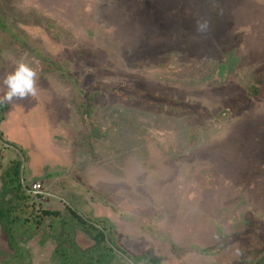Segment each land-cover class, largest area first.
<instances>
[{
	"label": "rangeland",
	"instance_id": "374dc122",
	"mask_svg": "<svg viewBox=\"0 0 264 264\" xmlns=\"http://www.w3.org/2000/svg\"><path fill=\"white\" fill-rule=\"evenodd\" d=\"M0 19V78L38 73L0 124V199L21 159L26 211L74 207L114 264H264V0H0ZM50 222L21 250L0 222V264H58Z\"/></svg>",
	"mask_w": 264,
	"mask_h": 264
},
{
	"label": "trees",
	"instance_id": "16d2710c",
	"mask_svg": "<svg viewBox=\"0 0 264 264\" xmlns=\"http://www.w3.org/2000/svg\"><path fill=\"white\" fill-rule=\"evenodd\" d=\"M1 21L0 19V25ZM4 29L10 36L17 37L5 18ZM8 109V104H0V124ZM22 163L21 159L16 160L14 165L5 172L4 193L0 199V222L14 248L21 250L18 238L29 239L49 218L51 219L49 227L56 233L57 245L53 254L58 264H114L117 256L124 259L121 254L126 252H122L116 245L109 230L105 226H99V224L86 219L70 205H67L68 212L66 213L63 210L50 209L27 212L26 207L31 194L29 188L23 184ZM68 214L70 217L67 216ZM78 224L89 231L88 233L95 241L92 246L82 248L77 243L75 229ZM18 257L19 254L12 257V260H15L17 264L21 263L19 259H16ZM154 261L156 260L152 262Z\"/></svg>",
	"mask_w": 264,
	"mask_h": 264
},
{
	"label": "clouds",
	"instance_id": "9594fccd",
	"mask_svg": "<svg viewBox=\"0 0 264 264\" xmlns=\"http://www.w3.org/2000/svg\"><path fill=\"white\" fill-rule=\"evenodd\" d=\"M204 26L198 27L202 31ZM12 70L0 78V104H12L37 95L38 73L25 58L11 60Z\"/></svg>",
	"mask_w": 264,
	"mask_h": 264
},
{
	"label": "built area",
	"instance_id": "2783aa9c",
	"mask_svg": "<svg viewBox=\"0 0 264 264\" xmlns=\"http://www.w3.org/2000/svg\"><path fill=\"white\" fill-rule=\"evenodd\" d=\"M42 184L39 181H35L31 184L29 191L33 193H38L41 191Z\"/></svg>",
	"mask_w": 264,
	"mask_h": 264
}]
</instances>
